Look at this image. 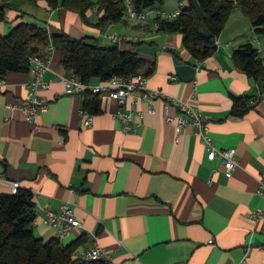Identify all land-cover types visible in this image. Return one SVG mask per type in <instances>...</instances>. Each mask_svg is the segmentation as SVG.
<instances>
[{
    "label": "crops",
    "instance_id": "1",
    "mask_svg": "<svg viewBox=\"0 0 264 264\" xmlns=\"http://www.w3.org/2000/svg\"><path fill=\"white\" fill-rule=\"evenodd\" d=\"M174 1L157 7L172 12L188 5V0ZM13 5L0 22L2 33L19 22L38 21L50 32L63 30L97 42L102 37L107 44L113 43L112 33L154 41L161 52L144 53L155 59L147 86L200 108L209 116L214 144L236 147L239 161L226 176L218 157L208 159L209 150L193 125L168 122L165 99L140 89L134 92L136 131L122 129L113 115L119 105L106 92L101 93L100 112L86 124L80 112L83 96L65 93L60 76L67 72L55 49L45 73L50 85L40 91L50 104L35 122L8 106L28 95L30 72H9L0 91V195L10 191L13 180L33 192L34 233L53 237L45 211L69 202L81 226L61 240L69 244L83 237L77 255L98 243L110 257L108 264H264L262 235L250 219L255 208L264 206L258 192L264 175V97L243 116L230 113L232 94L254 97L264 91L232 60L238 45L251 41L257 46L255 36L264 48L250 18L234 8L217 49L199 61L184 46L182 33L157 31L140 19L126 16L98 25L102 13L95 10L86 13V22L78 11L51 8L46 0ZM173 48L185 62L196 64L194 80L177 76ZM168 112L175 115L178 108L171 104Z\"/></svg>",
    "mask_w": 264,
    "mask_h": 264
},
{
    "label": "trees",
    "instance_id": "2",
    "mask_svg": "<svg viewBox=\"0 0 264 264\" xmlns=\"http://www.w3.org/2000/svg\"><path fill=\"white\" fill-rule=\"evenodd\" d=\"M18 0H0V22L6 19V11ZM36 2L37 0H28ZM51 8L63 6L76 10L84 21L86 13L96 8L101 12L98 25L109 21H120L126 17L125 0H46ZM137 11L157 7L164 0H131ZM205 17L204 22L211 32L206 37L202 31V19L193 3L180 8L174 18L155 16L159 23L157 31L180 32L183 43L192 57L204 60L217 49V39L233 9L238 7L250 18L253 31L264 38V0H198ZM152 25L151 22H148ZM148 24V25H149ZM52 40L60 52V62L66 72L75 73L86 83L96 79L107 80L112 75L128 77L134 72L149 75L155 68V59L137 51L143 43H134L135 49L122 47L118 43L100 45L88 37H78L66 31L50 32L39 24L23 21L17 23L9 32L0 31V75L9 72H29L28 55L45 54V46ZM91 40V41H90ZM234 65L252 76L264 87V57L251 41L238 45L232 53ZM230 113L243 116L252 106L251 96L234 95ZM82 109L89 114L101 110V93L85 90ZM36 217L33 192L20 187L16 193L0 195V264H108L105 259H92L77 255L76 251L85 239L79 238L63 244L56 236L44 239L34 233L33 222Z\"/></svg>",
    "mask_w": 264,
    "mask_h": 264
},
{
    "label": "built area",
    "instance_id": "3",
    "mask_svg": "<svg viewBox=\"0 0 264 264\" xmlns=\"http://www.w3.org/2000/svg\"><path fill=\"white\" fill-rule=\"evenodd\" d=\"M127 3L126 16L132 19H140L146 22H151L156 29L159 26L157 21H154L155 16L174 18L180 12L177 9L172 12H167L158 7H151L145 11H137L131 0H125ZM96 8H94L95 10ZM113 43L125 45L127 43L145 42L146 39L139 35H132L128 33H112L109 35ZM254 42L257 44L259 52L264 57V48L259 43L258 36L254 37ZM55 50L53 41L50 40L45 46V54H30L28 55L29 72L31 74L28 80L29 93L25 97H20L16 102L10 103L8 106L12 109H19L24 114V117L29 122H35L38 115L47 110L50 102L44 98L40 91L49 87L50 82L46 80L45 73L50 67V54ZM64 84V90L67 94L83 96L85 90L95 93H108L112 98L116 99L119 109L114 111L113 115L121 121L122 129L127 132L136 131L134 123L133 104L137 101L134 94L136 90H144L145 95L149 97H161L165 99L164 114L165 118L170 123H175L178 126L193 125L197 133L204 140L207 148V157L210 160L219 158L223 165L224 173L230 177L233 170L238 166L237 149L234 146L219 148L212 139L210 128L208 125L209 116L203 111L188 101L180 100L172 97L159 88H149L147 86L148 75L144 72H134L128 77L123 75H112L107 80H100L95 83L84 82L75 73H64L60 76ZM7 85L6 76L0 75V91L4 90ZM264 97V91H260L256 96L252 97L251 102L256 103L258 99ZM178 108V113L172 115L168 112L170 105ZM149 111L153 112L154 107H149ZM82 117L85 123L91 122V114L81 108ZM10 192L16 193L22 183L20 180H13L10 183ZM258 192L264 199V175L259 178ZM250 219L254 224V231H259L262 235L264 249V206L255 208L251 214ZM44 222L54 229V236L63 238L70 234V232L81 226V221L76 215L73 206L69 202H64L58 209L47 208L45 211ZM92 259L109 260V255L103 248L95 243L84 255Z\"/></svg>",
    "mask_w": 264,
    "mask_h": 264
},
{
    "label": "water",
    "instance_id": "4",
    "mask_svg": "<svg viewBox=\"0 0 264 264\" xmlns=\"http://www.w3.org/2000/svg\"><path fill=\"white\" fill-rule=\"evenodd\" d=\"M194 7L196 8V11L199 14V17L202 19V31L206 37L211 36V32L209 31L208 27L206 26L204 22V11L202 10V7L200 6L198 0H190ZM113 44V43H112ZM115 44V43H114ZM110 45V44H109ZM137 51L156 55L161 52V49L156 44H149V43H143L141 45L137 46ZM174 54V64H175V71L177 76L184 81H191L196 78V71L197 66L194 63H191L189 61H184L180 58V50L177 48L171 49Z\"/></svg>",
    "mask_w": 264,
    "mask_h": 264
},
{
    "label": "rangeland",
    "instance_id": "5",
    "mask_svg": "<svg viewBox=\"0 0 264 264\" xmlns=\"http://www.w3.org/2000/svg\"><path fill=\"white\" fill-rule=\"evenodd\" d=\"M26 1H28V0H26ZM172 1H173V0H172ZM175 1H176V0H175ZM175 1H174V3H176ZM93 10H94V9H93ZM96 10H97V9H95V11H96ZM136 20H138V19L136 18ZM36 23H38V21H36ZM8 32H9V31H8ZM90 41H91V40H90ZM98 43H99L100 45L107 44L106 42L103 41V38H102V37L98 40ZM126 46H127L128 49H132V50L136 48V46L133 45V44H131V43H127Z\"/></svg>",
    "mask_w": 264,
    "mask_h": 264
}]
</instances>
